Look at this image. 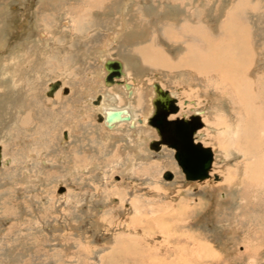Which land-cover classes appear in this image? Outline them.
<instances>
[{"label":"rangeland","instance_id":"1","mask_svg":"<svg viewBox=\"0 0 264 264\" xmlns=\"http://www.w3.org/2000/svg\"><path fill=\"white\" fill-rule=\"evenodd\" d=\"M213 1L0 0V146L10 158L0 166V264H264V0ZM231 7L254 47L251 142L232 139L233 124L248 130L232 87L180 65L184 38L203 24L214 37ZM145 45L171 65L147 63ZM105 52L126 61L137 85L134 126L96 120ZM55 79L62 86L45 96ZM153 82L177 96L176 115L200 114V141L214 153L209 178L186 181L170 148L147 149Z\"/></svg>","mask_w":264,"mask_h":264},{"label":"bare ground","instance_id":"2","mask_svg":"<svg viewBox=\"0 0 264 264\" xmlns=\"http://www.w3.org/2000/svg\"><path fill=\"white\" fill-rule=\"evenodd\" d=\"M187 5H188V3H187ZM200 5H202V3ZM237 5H238V7L240 6L239 3H237L236 6ZM171 6H173V4ZM179 12H181V10ZM205 12L206 11L204 10V13ZM237 12H238V9H235V8H232L231 7L230 10L224 11L222 13L223 14L222 16H224V18L222 19L221 23H217L216 22L217 24L215 26L220 31L214 37H212L211 35H209L210 33H212L211 32L212 30H207V27L203 26L204 24L202 26H200V28L199 27L198 28H194L193 29L194 30V34L193 33H192L193 35L190 34V35H192V37L191 36H187L186 38H184L189 43L186 41V43H187V48L186 49L187 50L184 51L183 54L181 55L182 58L180 60V65L187 64L190 67L194 68V70H195V68H196V70L198 69L199 71L201 69L203 72H207L208 74L209 73L214 74L213 72H217V73H215L216 75L214 76V79L217 80V81L219 80V84H225V86H226V84H228L230 87H232L233 92L236 95V99H237L236 100V103L243 110H245L246 116L244 117V120L248 123L247 124L248 130H245L243 132L239 129V126H237L238 127L237 128V127H235V124H233L232 125L233 126L232 128H233V131H234V137L232 139H234V141H239V139H242V140H245L246 139V140H248V138H249V140L251 142V137L254 136V134H255V126H256V122H257L256 121V118L258 117V112L256 110L255 104H253V102L251 101L252 100V97H253V91L251 89L252 80H251V78L249 76L246 77L245 72H246V68H248V65L251 64L249 61L251 60V57H253V56L250 57V54H251V50L252 49L254 50V47L251 44L250 34H249L250 32L249 31H246V25H245L246 22L244 23V21L242 22L241 20H239L240 18L236 17L235 14H237ZM209 13H211V11ZM173 14H175V13H173ZM199 14H200V12H198L197 15H199ZM187 16H188V14H187ZM213 16H215V14H213ZM195 22H197V21H195ZM169 27L172 28V26H169ZM181 27H185V30L188 32V35H189L190 29L188 27H186V25L185 26L181 25ZM214 30H216V29H214ZM147 33H148V31H147ZM177 33H178V31H177ZM172 36H173V34H172ZM198 40L201 41L202 44H203L202 45L203 48H204V50L202 49L203 50V53H201L202 51L200 52L197 48H193L195 45H193L191 43V42H195V41H198ZM215 41L218 42V44H217L218 47L216 46V42ZM170 44H168V45H170ZM196 44H197V42H196ZM214 45L217 48L216 47L214 48L213 47ZM138 49H137L138 50V53L141 52L142 55L144 54L143 55V58L145 60H147V61H150V62L152 61L151 62L152 64H164L165 63L167 66L168 65H171V62L172 61L170 62L168 60V58L164 57L163 54L159 53V51L157 49H154V47H150V45H145V46L140 47ZM107 57H109V58L115 57V58L119 59L121 61L122 72L123 73H122V75L118 79H115V80H119V83L113 82L109 86H104L103 85V76L105 74V71L103 69V66L101 65L100 73H101L102 77L100 76V81H101L102 85L104 86V88H106L108 91H106V93L103 94V95L102 94H97L99 96V101L96 104H99L98 105L99 106V112L96 113V114H100V116H101V119L98 122L99 123H102L103 126L106 129H108V130L115 129L117 127V125H119L122 122H129L130 124H132V126H134V120L136 119V117H134V113H133V110H132V105L130 106V101L133 99V96L136 93V89H137L136 86L137 85L134 84V81L129 82V80H128V72H127L128 71L127 70L128 67H127V63H126L125 60H123L122 58L117 57V56H111L110 54H108L107 52H105V57H104V59H102V63L105 60V58H107ZM177 59H179V58L177 57ZM175 61H176V59H175ZM147 63H149V62H147ZM149 64H147V65H149ZM135 67H136V65H135ZM157 67H158V65H157ZM135 72H136V70H135ZM155 83H157V82H155ZM125 84H128L129 85L128 88L125 86ZM157 84L161 88L160 83H157ZM60 86H62V83L61 82H60L59 87ZM64 87H66V86H64ZM66 88H67V92L66 93H68V87H66ZM113 90L114 91H118L119 94H121V95L124 96L125 102L123 103V105L118 106L117 104L116 105L114 104V102L116 101V94H115V92H113ZM167 92L169 93L170 96H172L174 98V103H175V105L178 108L175 113L179 112L180 111L179 110L180 109V105H179L178 98L176 97V95L174 93H172V92H170L168 90H167ZM138 93L140 94L141 93V90ZM153 95H154V89L152 87V95L149 96V100L150 101H151ZM189 102L192 103V104H194L193 101H189ZM151 106H150V110L144 116V119L142 120V122H144V124H145V122L147 124V121L148 120L146 118L149 115H151V113L153 112V105H152V103H151ZM112 109H124L126 111V115H128V117H129V119L128 120H123V121H118V122H113L109 126H107V123L104 120L105 112L107 110H112ZM193 113L197 114L198 117H199V120L201 121L202 118H200V114L197 111H193ZM171 114H174V113H171ZM171 114H168L167 115V118H169V116ZM181 114L184 115V117L186 116L184 113H181ZM138 122L141 123L140 118L138 119ZM203 126L204 125H203V122H202V126H200L195 131V134H194V137H193V140L199 142L201 145H203V144L200 141V137L203 136V135H207L206 133L198 132V130L200 128H202ZM66 138H67V135H66ZM253 138H255V136ZM257 140H259V139H257ZM249 144L251 145V143H249ZM161 145H163V144H161ZM161 145L159 146V148L157 150H160L161 149ZM0 154H1L0 166L1 165H8L9 162H10V158H3L2 151H1V146H0ZM6 159H8V161H7L6 164H4V162H6ZM213 160H214V153L211 150V161H210L209 168H208V170L206 172V174H207L206 177H204V178H202L200 180H186V181H199V182H201V181L209 178L210 177V171L212 170ZM168 171L171 173V178L168 179V180H171L173 178V174H172V172L170 170H168ZM216 179H217V176H216Z\"/></svg>","mask_w":264,"mask_h":264},{"label":"water","instance_id":"3","mask_svg":"<svg viewBox=\"0 0 264 264\" xmlns=\"http://www.w3.org/2000/svg\"><path fill=\"white\" fill-rule=\"evenodd\" d=\"M105 74L103 76V85L109 86L113 82L119 83L118 79L122 75L121 61L115 57H107L102 63ZM59 80H51L46 84L44 91L45 96L51 97L55 90L59 87ZM154 95L151 99L153 112L148 118V123L154 127L157 134L156 140H150L148 147L157 150L161 144L172 149V157L179 166L185 180H200L206 177V172L211 161V150L208 146H203L199 142L193 140L195 131L202 126V122L195 113H191L184 117L180 115L174 118H167L168 114L175 113L177 106L174 98L169 95L166 89H161L157 83L153 82ZM128 88V84H125ZM67 88L63 87L61 93L65 94ZM99 101V96H95L93 103ZM100 114H96V120L100 121ZM124 109H112L105 112L104 120L109 126L113 122L128 120ZM62 138H66L65 130L62 131ZM1 158V154H0ZM8 159H6V164ZM164 180L171 178V173L164 170L161 174ZM216 178L215 175H213ZM63 191V187L58 184L56 193Z\"/></svg>","mask_w":264,"mask_h":264},{"label":"flooded vegetation","instance_id":"4","mask_svg":"<svg viewBox=\"0 0 264 264\" xmlns=\"http://www.w3.org/2000/svg\"><path fill=\"white\" fill-rule=\"evenodd\" d=\"M160 86H161V88L162 89H166V88H164L161 84H160ZM166 90H169V89H166ZM123 96V95H122ZM177 97V96H176ZM186 116L188 115V114H186V113H184ZM181 114H171L170 116H169V118H171V117H175V116H177V117H179ZM150 116V115H149ZM148 116V117H149ZM185 116V117H186ZM148 117L146 118L147 120H148ZM143 126H145L148 130H150L151 132H152V135L150 136V137H147V136H143V138L146 140V146H147V149L150 151V152H152L153 154H157V153H160L162 150H163V148H168V147H166V146H164V145H161V149L160 150H152L151 148H149L148 147V142L150 141V140H156L157 139V134H156V132H155V129H154V127L153 126H151V125H149L148 124V121H147V124H146V122H145V125H143ZM169 149V148H168ZM170 151H172V149H170Z\"/></svg>","mask_w":264,"mask_h":264},{"label":"crops","instance_id":"5","mask_svg":"<svg viewBox=\"0 0 264 264\" xmlns=\"http://www.w3.org/2000/svg\"><path fill=\"white\" fill-rule=\"evenodd\" d=\"M158 25H159V22H158ZM161 25H162V27L165 26L164 23H162ZM161 25H160V26H161ZM154 26H157V25H156V24H152V25H150V27H154ZM172 28L174 29L175 26L173 25ZM147 31H148V33H151V28L148 29ZM171 37H172V36H171ZM163 46H169V45L166 44V45H163ZM151 47H153V46H151ZM0 48H1V46H0ZM14 54H16V56L18 55L16 52H15ZM143 55H144V54H143ZM143 55H141V56L143 57ZM18 58H19V57H18ZM8 59H9L8 64H9L10 62H13L12 66H15V65H16V57H13V58L11 57V58H8ZM146 62L151 63L152 61L150 62V61H147V60H146ZM5 65H6V63H5ZM12 79L15 80V82H17V81L19 80L18 78H15V77H12Z\"/></svg>","mask_w":264,"mask_h":264}]
</instances>
